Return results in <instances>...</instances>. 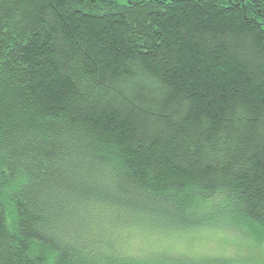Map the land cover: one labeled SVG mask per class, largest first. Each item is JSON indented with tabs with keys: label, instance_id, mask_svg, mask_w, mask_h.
Wrapping results in <instances>:
<instances>
[{
	"label": "trees",
	"instance_id": "16d2710c",
	"mask_svg": "<svg viewBox=\"0 0 264 264\" xmlns=\"http://www.w3.org/2000/svg\"><path fill=\"white\" fill-rule=\"evenodd\" d=\"M124 226L264 231V0H0V264Z\"/></svg>",
	"mask_w": 264,
	"mask_h": 264
},
{
	"label": "rangeland",
	"instance_id": "374dc122",
	"mask_svg": "<svg viewBox=\"0 0 264 264\" xmlns=\"http://www.w3.org/2000/svg\"><path fill=\"white\" fill-rule=\"evenodd\" d=\"M123 252L145 254L156 250L180 253V264H264V231L210 227L165 230L124 226L115 231Z\"/></svg>",
	"mask_w": 264,
	"mask_h": 264
}]
</instances>
